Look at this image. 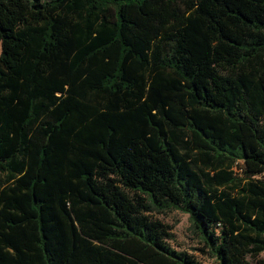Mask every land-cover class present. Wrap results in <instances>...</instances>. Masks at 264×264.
I'll return each mask as SVG.
<instances>
[{
    "label": "trees",
    "instance_id": "16d2710c",
    "mask_svg": "<svg viewBox=\"0 0 264 264\" xmlns=\"http://www.w3.org/2000/svg\"><path fill=\"white\" fill-rule=\"evenodd\" d=\"M0 264L264 252V0H0Z\"/></svg>",
    "mask_w": 264,
    "mask_h": 264
},
{
    "label": "rangeland",
    "instance_id": "374dc122",
    "mask_svg": "<svg viewBox=\"0 0 264 264\" xmlns=\"http://www.w3.org/2000/svg\"><path fill=\"white\" fill-rule=\"evenodd\" d=\"M1 51L0 46V53ZM156 217L163 223L172 226L174 238L169 242L172 248L177 251H187L203 264H218L212 257L200 252L199 249L202 246L190 230L191 225L187 214L173 210V212H169L166 215H157Z\"/></svg>",
    "mask_w": 264,
    "mask_h": 264
},
{
    "label": "crops",
    "instance_id": "0c3cea01",
    "mask_svg": "<svg viewBox=\"0 0 264 264\" xmlns=\"http://www.w3.org/2000/svg\"><path fill=\"white\" fill-rule=\"evenodd\" d=\"M258 259L257 264H264V252L260 254Z\"/></svg>",
    "mask_w": 264,
    "mask_h": 264
}]
</instances>
